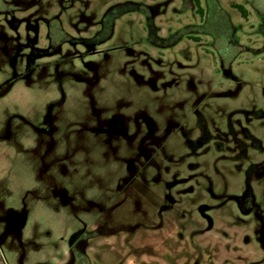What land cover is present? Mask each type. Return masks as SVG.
Masks as SVG:
<instances>
[{
  "label": "rangeland",
  "instance_id": "374dc122",
  "mask_svg": "<svg viewBox=\"0 0 264 264\" xmlns=\"http://www.w3.org/2000/svg\"><path fill=\"white\" fill-rule=\"evenodd\" d=\"M230 1L0 0V264H264V0Z\"/></svg>",
  "mask_w": 264,
  "mask_h": 264
},
{
  "label": "flooded vegetation",
  "instance_id": "af4514ba",
  "mask_svg": "<svg viewBox=\"0 0 264 264\" xmlns=\"http://www.w3.org/2000/svg\"><path fill=\"white\" fill-rule=\"evenodd\" d=\"M140 1H142V0H134V3H135V5H137V3L139 4V5H141V2ZM183 2H182V5H184V6H186V7H189V8H192V10H196L193 6H194V4L196 3V1L197 0H182ZM200 1V0H199ZM212 1H214V0H207V4H206V6L208 5V7H209V4L212 2ZM200 4H201V2H200ZM234 4H243L244 5V3H242V2H238V1H236L235 0V2H233V0H231L230 1V5H231V7H233V8H235V9H237L238 10V8H236V7H234L233 5ZM20 5V4H19ZM19 5H18V10H16V11H20L21 9H20V7H19ZM183 6V7H184ZM206 10V9H205ZM208 11V10H207ZM239 11V10H238ZM240 12V11H239ZM198 14V13H197ZM241 14V13H240ZM200 15V14H199ZM200 17H201V15H200ZM204 19H206V17H205V15H204ZM173 183L174 182H172V181H169V183H168V188H169V190H171V188L173 187ZM89 247V245L88 246H86V248L84 249V250H82V252L81 253H75V250H73L72 249V246L70 245V257H69V260L68 261H66L65 262V264H71V263H74V264H84V263H86V261L85 260H88L89 259V257H88V255H87V252H86V250H87V248ZM79 260H82L80 263H79Z\"/></svg>",
  "mask_w": 264,
  "mask_h": 264
},
{
  "label": "trees",
  "instance_id": "16d2710c",
  "mask_svg": "<svg viewBox=\"0 0 264 264\" xmlns=\"http://www.w3.org/2000/svg\"><path fill=\"white\" fill-rule=\"evenodd\" d=\"M233 6L238 8V10L240 11V13L242 14V16L244 18H248V15H249L248 9L243 4H234ZM193 7L196 9L195 12L199 13L201 15V18L204 19V15H205L204 7L200 4L199 0L196 1V3L194 4ZM187 9H190V8L186 7V10ZM183 28H186V26L183 27ZM183 35H184V32H183V34L180 35V37H182ZM187 36L190 37L191 39H194L195 41H200L201 40V37L198 36V35L189 34ZM84 264H87V263H84Z\"/></svg>",
  "mask_w": 264,
  "mask_h": 264
}]
</instances>
